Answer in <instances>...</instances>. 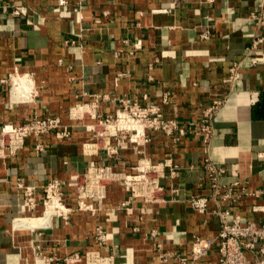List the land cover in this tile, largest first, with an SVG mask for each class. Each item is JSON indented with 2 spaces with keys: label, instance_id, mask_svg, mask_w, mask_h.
I'll return each instance as SVG.
<instances>
[{
  "label": "crops",
  "instance_id": "0c3cea01",
  "mask_svg": "<svg viewBox=\"0 0 264 264\" xmlns=\"http://www.w3.org/2000/svg\"><path fill=\"white\" fill-rule=\"evenodd\" d=\"M260 1L0 0V123L58 116L71 128L68 136L27 138L17 154L0 158V264H46L49 257L64 264L74 253L83 258L73 264H87V251L121 264H184L181 257L191 260L196 237L218 233L214 210L229 208L230 220L264 221V42L254 44L264 28L251 18ZM18 4L27 13L14 15L11 6ZM16 74L29 76L37 89L33 99L16 100L19 84L29 82L23 75L13 78L9 98L11 84L2 79ZM121 98L159 104L182 125L180 139L150 130L145 145L127 141L109 154L91 126L115 114ZM216 99L222 103L207 147L184 129L198 124ZM79 105L92 110L75 116ZM143 155L177 168L167 167L161 178L164 201L136 197L123 207L131 192L114 183L94 201V212L74 209L68 219L53 215L46 225V217L17 222L27 214L22 186H37L39 214L48 181L67 180L93 162L130 171ZM207 156L225 168L222 184L240 181L247 193L233 204L211 200L209 212L201 213L189 198L211 192ZM66 201L76 206L71 195ZM216 258L213 250L199 263Z\"/></svg>",
  "mask_w": 264,
  "mask_h": 264
},
{
  "label": "built area",
  "instance_id": "2783aa9c",
  "mask_svg": "<svg viewBox=\"0 0 264 264\" xmlns=\"http://www.w3.org/2000/svg\"><path fill=\"white\" fill-rule=\"evenodd\" d=\"M14 15L27 13V7L23 4L12 5ZM251 18L258 30L264 28V0H261L257 10L252 12ZM264 36L258 33L254 44H262ZM255 63L256 61L253 60ZM238 69L235 63L231 68L232 75ZM13 76L8 79H2V82L12 81ZM10 91L12 84L10 85ZM37 94V89L32 84L29 92L30 97H22L17 100L33 99ZM222 100L216 99L212 104L203 110L202 120L196 124L190 122L185 130L201 136L203 142L209 147L212 134V118L218 110ZM96 124L101 125V129L95 131L97 137L109 149V154L118 153L119 147L129 141L137 146L145 145L150 140L149 131H160L172 136L175 140L180 139L179 131L182 125L178 120L167 117L159 104L148 102L142 104L137 100L121 98L119 107L115 114H107L100 118ZM96 124L92 125L93 128ZM70 126L61 121L58 116L32 117L21 123L5 122L0 123V158H6L17 154L23 148L27 138L33 137L39 140L41 136L55 132L57 136H68ZM116 144H112V141ZM39 149L41 144H37ZM205 168L208 183L211 192L208 194H199L189 198L191 206L201 213H207L211 200L219 202L220 200L233 204L247 190L240 181L231 184H222L220 176L225 172V168L217 166L209 156L205 158ZM173 168L168 162H153L149 157L143 155L136 165L132 166L130 171L118 170L111 164L91 163L83 172L74 173L69 179L61 180L59 178L48 181L42 185L43 200L42 204L57 199L62 206L56 212L50 214L49 220L53 215L68 219L74 209L96 211L94 201L99 198H105L108 187L114 183L123 184L130 190L131 194L128 200L122 202V206H127L134 198L143 197L146 201L160 202L166 199L165 187L161 183V178L166 175V168ZM176 166L171 171L175 173ZM24 208L29 206L36 209L38 205L36 185H24ZM71 195L75 200L76 206L67 203L66 198ZM75 207V208H74ZM220 218V229L212 237H196L191 251V260L188 257H181L184 264H201L199 260L216 251L217 258L209 264H264V221L257 223L253 220L243 222L240 218L230 220L231 211L229 208H218L213 211ZM49 222V221H48ZM47 222V223H48ZM46 223V224H47ZM44 224V225H46ZM97 237L104 242L106 235L101 227H98ZM173 256V253H165L163 256ZM41 254H37V259ZM48 258V257H47ZM83 256L74 253L62 259L64 264H73L80 261ZM87 264H121L115 261L113 256L102 255L99 251H87L84 255ZM49 261L60 264L59 259L48 258Z\"/></svg>",
  "mask_w": 264,
  "mask_h": 264
},
{
  "label": "bare ground",
  "instance_id": "6f19581e",
  "mask_svg": "<svg viewBox=\"0 0 264 264\" xmlns=\"http://www.w3.org/2000/svg\"><path fill=\"white\" fill-rule=\"evenodd\" d=\"M20 75H23L24 77L26 76V77L28 78L27 80H28L29 82L27 83V82H25V80L23 79V82H21V83L19 84L20 86H19L17 89H18L19 91H22V93H21V95L19 96V98H22V97H30V96H29V92H30L31 89H32V84H31V82H30V78H29L28 75H24V74H16V75L13 76V78H14L15 76H20ZM24 77H23V78H24ZM13 78H12V81H11L12 87H13ZM16 78H17V77H16ZM18 81H20V80H18ZM15 83H16V82H15ZM29 83H30V86H28ZM17 96H18V95H17ZM12 97H14V96H13V94H12V89H11L10 94H9V98L12 99ZM19 98H18V99H19ZM14 100H15V99H14ZM16 100H17V98H16ZM91 110H92V109H91L88 105H79V106L73 108L72 114L75 115V116H80V115H83V112H85V111H91ZM60 206H62V205L60 204V202H59L57 199H55L54 202L48 203L46 206L43 205L42 210H41V212H40L39 214H35L36 211H37V208H38V207H36V209H31V208L28 206L27 209H26L27 214H26L25 216H23L22 218H20L19 220H17V222L20 221V220H22V219H24V218H26L27 216H29V217H33V218H37V217H46V218H47V222H48V221H49L50 214H51L52 212H56V211H58V209L60 208ZM47 222L43 223L42 225L46 224ZM39 226H41V225H39ZM31 264H42V262H41V261L34 260V261L31 262Z\"/></svg>",
  "mask_w": 264,
  "mask_h": 264
},
{
  "label": "rangeland",
  "instance_id": "374dc122",
  "mask_svg": "<svg viewBox=\"0 0 264 264\" xmlns=\"http://www.w3.org/2000/svg\"><path fill=\"white\" fill-rule=\"evenodd\" d=\"M93 131H97L101 129V125L100 124H96L93 128H91Z\"/></svg>",
  "mask_w": 264,
  "mask_h": 264
}]
</instances>
